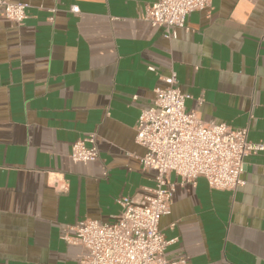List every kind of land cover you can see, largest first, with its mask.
<instances>
[{"label": "crops", "instance_id": "crops-1", "mask_svg": "<svg viewBox=\"0 0 264 264\" xmlns=\"http://www.w3.org/2000/svg\"><path fill=\"white\" fill-rule=\"evenodd\" d=\"M10 2L28 9L20 24L0 15V264H81L73 228L113 224L121 199L150 193L135 126L171 72L187 112L246 129L263 150L244 159L236 191L169 175L165 257L264 264V0H211L174 40L143 20L156 0ZM89 135L98 159L72 163Z\"/></svg>", "mask_w": 264, "mask_h": 264}, {"label": "built area", "instance_id": "built-area-1", "mask_svg": "<svg viewBox=\"0 0 264 264\" xmlns=\"http://www.w3.org/2000/svg\"><path fill=\"white\" fill-rule=\"evenodd\" d=\"M210 1L156 0L146 7L143 20L153 28H162L167 40H174L177 31L185 28L186 17L205 9ZM27 9L28 4L0 0V15L11 23H22ZM70 10L78 13L77 7ZM164 83L135 126V143L145 150L140 164L143 170L155 172L154 188L139 201L121 199L113 224L84 220L73 228L74 241L86 250L81 264H187L183 258L165 257V249L173 241H166L159 230L160 219L171 212L176 187L169 175L178 177L182 186H195L203 177L212 190L236 191L244 184V159L263 150L248 142L246 129L207 124L196 113L187 112L189 97L177 88L175 72L164 78ZM69 158L74 164L96 161V135L74 143Z\"/></svg>", "mask_w": 264, "mask_h": 264}]
</instances>
